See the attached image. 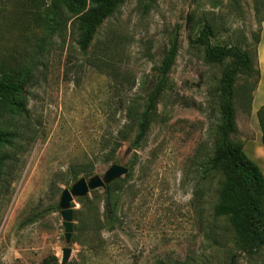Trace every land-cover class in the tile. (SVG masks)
<instances>
[{"label": "rangeland", "instance_id": "obj_1", "mask_svg": "<svg viewBox=\"0 0 264 264\" xmlns=\"http://www.w3.org/2000/svg\"><path fill=\"white\" fill-rule=\"evenodd\" d=\"M235 6L228 0H156L144 10L138 0H124L83 52L70 21L64 37L60 27L44 33L50 18L40 0H0V62L7 70L33 65L20 96L25 112L0 118L13 133L11 143L0 147V264H39L51 254L60 262L63 247L71 249L65 264H264V246L240 250L227 220L213 214L220 176L205 174L203 164L214 146L215 90L228 59L212 63L189 42L210 23L212 43L237 44L256 61L264 20L255 16L254 0ZM35 13L41 19L35 21ZM175 29L179 47L170 88L158 97L147 134L134 147L135 131L128 133L115 159L106 161L110 141L130 120L128 108L146 104ZM254 70L256 63L234 85V137L243 144L253 138ZM81 163H90L91 175L102 176L112 163L130 174L121 176L114 225L89 218L90 206L104 219V188H97L87 194L85 223L74 212L82 203H70L66 239L59 201L74 182L70 168Z\"/></svg>", "mask_w": 264, "mask_h": 264}, {"label": "trees", "instance_id": "obj_2", "mask_svg": "<svg viewBox=\"0 0 264 264\" xmlns=\"http://www.w3.org/2000/svg\"><path fill=\"white\" fill-rule=\"evenodd\" d=\"M124 0H40L44 6L43 14L50 18L49 27H44V33L53 31L60 27L61 36L66 35L65 23L70 21V30L75 34L77 47L87 52L93 44L99 28L115 12L117 7ZM239 0H228L235 8ZM156 0H138V3L147 10L154 6ZM213 6L216 1L211 3ZM264 7V0H254L255 16L264 20V12L259 14L260 7ZM38 8V4L36 5ZM40 8V7H39ZM41 19V15L35 13V21ZM187 27L190 26V15L186 19ZM214 30L210 23H204L194 36L189 37L191 45L201 46L204 49L205 57L212 63H223L221 76L217 85V109L218 122L216 125V137L212 153L205 160L204 173H219L217 186V199L213 207V214L216 217H223L232 228L234 233V244L243 251L251 252L264 246V175L259 166L247 156L243 149V142L234 137L237 132L235 121V110L233 103L234 85L238 74L250 75L254 70V85L250 92H253L259 78V70L256 61L252 59L249 52L237 44L212 43L211 38ZM44 38V36H43ZM179 32L175 29L170 37L169 44L163 52L160 63L155 67L157 78L153 88L148 94L147 102L142 109L135 106L128 108L130 120L117 131V135L110 141V149L106 153V161L114 160V153L121 146V141L127 139V134L135 131L131 144L139 146L147 134L152 115L155 110L160 94L167 88L168 74L175 61L179 47ZM259 42V38L257 39ZM255 61V62H254ZM34 64V63H33ZM33 65L24 67H8L0 62V118L5 112L19 114L25 112L21 95L28 81ZM100 68V67H99ZM105 70V69H102ZM250 103L252 95H250ZM258 123L262 130L264 141V104L256 111ZM13 133L9 132L4 124L0 123V147L10 144ZM4 165V156L0 155V175ZM133 166V163L132 165ZM90 163L76 164L70 168L69 177L76 181L79 177H88L92 174ZM130 173L127 172L125 176ZM122 187V178L107 183L104 187V219L98 218L92 207L87 210L91 200L87 195L78 197L77 201L82 203V209L75 210V218L83 224L89 215L101 226H113L117 221V205L119 193ZM95 192V190H92ZM86 208V209H85ZM39 264H59V259L54 255L45 256ZM156 264H162L157 262ZM229 264H235L233 259Z\"/></svg>", "mask_w": 264, "mask_h": 264}, {"label": "water", "instance_id": "obj_3", "mask_svg": "<svg viewBox=\"0 0 264 264\" xmlns=\"http://www.w3.org/2000/svg\"><path fill=\"white\" fill-rule=\"evenodd\" d=\"M130 151V148L127 149V152ZM127 167L119 164L112 163L109 168L103 173L102 176L98 174L91 175L89 177L81 176L69 188H65L61 192L59 207L64 218V228L66 231V239H70L71 229H72V208L70 203L74 198L83 197L88 194L91 190L97 188H104L105 185L115 179L120 178L127 172ZM71 249L70 247L62 248V255L60 259V264H65L70 256Z\"/></svg>", "mask_w": 264, "mask_h": 264}, {"label": "crops", "instance_id": "obj_4", "mask_svg": "<svg viewBox=\"0 0 264 264\" xmlns=\"http://www.w3.org/2000/svg\"><path fill=\"white\" fill-rule=\"evenodd\" d=\"M263 37L257 48V67L259 70V78L254 91L252 92V100L250 103L253 121V138L248 139V144H243L244 152L251 158L261 169L264 175V141L262 139V131L258 123L256 111L264 104V22ZM260 131H259V129ZM248 151V153H247Z\"/></svg>", "mask_w": 264, "mask_h": 264}]
</instances>
